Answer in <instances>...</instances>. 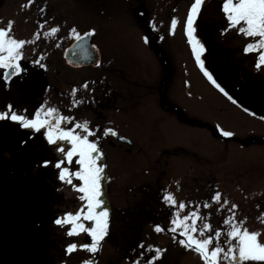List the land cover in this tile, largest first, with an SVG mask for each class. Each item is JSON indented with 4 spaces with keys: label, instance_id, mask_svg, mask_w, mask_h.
Wrapping results in <instances>:
<instances>
[{
    "label": "rangeland",
    "instance_id": "1",
    "mask_svg": "<svg viewBox=\"0 0 264 264\" xmlns=\"http://www.w3.org/2000/svg\"><path fill=\"white\" fill-rule=\"evenodd\" d=\"M191 3L192 0H47L48 11L55 19L41 31L54 26L60 30L55 38L41 36L35 43L26 44L23 60L36 57L38 44L39 48L46 46L52 58L61 55L74 40L69 30L75 27L80 34L95 30L92 38L100 65L73 72L66 71L62 62L50 60L52 63L43 68L46 71L49 67L53 73L46 81L50 88L46 97H34L41 88L37 82L35 87L29 83L18 89L34 91L27 97L15 99V95L7 97L0 91V110L11 103L17 111L27 109L31 115L46 102L72 118L64 127L83 120H88L93 129L99 125V146L106 165L103 198L110 208V226L119 224L115 229L120 243V234L126 228L125 233L137 238L138 244L162 249L159 264H203L197 253L183 248L167 231L171 212L179 211L180 201L193 202L182 215L201 204V214L208 216L213 233L217 228L224 230L223 219L234 203L238 206L236 220L247 217L244 226L259 230V239L264 242V224L257 219L264 212V120L250 115L252 112H246L237 102L232 103L229 95L213 89L200 74L184 34ZM216 5L208 1L197 20L195 35L202 43L205 21L211 17L215 20ZM17 6H0V28L13 21L15 38L31 40L38 27L29 26L21 14L22 7L7 16L9 9ZM173 16L179 24L171 35ZM227 35L230 39L225 42L236 50L231 48L234 57L235 34ZM145 36L148 43L144 42ZM202 60L208 65L206 51ZM85 81L87 89L82 87ZM73 88L78 89L75 99L83 101L75 107ZM253 112L258 114L257 110ZM107 127L132 145L119 143L117 137H104L102 130ZM219 129L231 131L233 136L223 137ZM43 131L34 133L11 121H0V264L29 262L34 251L47 257L44 251L52 249L54 255V248L64 250L73 241L90 242L85 233L68 237L67 226L61 229L53 223L54 214L75 212L83 202L78 192L57 179L54 167L39 166L45 158L53 163L61 158L47 144ZM66 166L72 171L78 168L75 164ZM73 183L78 181L73 179ZM165 190L177 201L174 208L163 203ZM216 191L221 193V203L224 199L229 202L219 212V205L211 201ZM63 200L74 201L73 207H59V211L52 207L58 205L54 201ZM206 200L208 209L202 207ZM31 212L30 222L40 227L45 224L32 234L26 232L33 227L32 222H25ZM154 225L165 230L157 233ZM113 243L108 233L97 264H111Z\"/></svg>",
    "mask_w": 264,
    "mask_h": 264
},
{
    "label": "snow or ice",
    "instance_id": "2",
    "mask_svg": "<svg viewBox=\"0 0 264 264\" xmlns=\"http://www.w3.org/2000/svg\"><path fill=\"white\" fill-rule=\"evenodd\" d=\"M205 2L206 0H192L184 20V34L197 65L201 67L204 75L221 92H224V89L220 88V85L204 68L202 54L206 49L195 35L196 23ZM32 3L33 0H27L24 7H28ZM220 10L227 21V27L223 29L221 34L230 29H235L237 34L251 38L250 42L243 47V52L245 54L255 52L257 54L255 67L257 69L264 68V0H222ZM40 12L43 13L44 9L41 8ZM13 23V21H9L5 28H0V69L3 70L0 80H3L6 86L14 77H19L26 71L21 64L24 46L35 43L41 36L44 39L55 38L60 30L59 26H54L46 31H41L44 29V22H38V28L33 34V39H17L12 33ZM178 24V19L175 16L171 17L169 34H175ZM151 27L155 30L154 22L151 23ZM94 34V29L83 33V35L75 27L69 30V36L78 42L76 48L82 53L81 59H88L89 53L85 38ZM143 39L145 43L149 42L147 36ZM57 46L59 45L57 44ZM91 47L95 49L96 45H91ZM74 54L76 53L74 52ZM43 59L44 57L41 55L32 63L40 68H45L46 65L41 63ZM100 63V60H96L97 66ZM82 87L87 89L88 82L85 81ZM77 91L76 88L72 89L73 107L83 102L75 99ZM224 94L228 95L226 92ZM228 99L232 103H236L231 96H228ZM244 110L248 111L247 108ZM249 114L255 115V113ZM71 119V117L60 114L57 108L47 106L46 102L41 103L31 115L27 114V109L17 111L11 103L0 110V121H11L19 128L29 129L34 133H40L43 129V137L47 144L52 145L54 150L61 154V158L55 159L54 163L52 159L45 158L39 166L43 168L54 167L58 173L57 179L70 185L74 191L78 192L80 194L78 199L83 203L75 212L67 211L57 216L53 223L61 229H65L67 226L65 235L68 237H78L81 233H85L90 238V242L77 243L73 241L68 243L64 249L66 256L77 251H84L94 256L101 250L102 242L108 235L110 227V208L106 206V201L103 199L102 182L106 179V165L103 163L104 153L99 146L101 136L97 134L100 127L97 125L93 129L88 120L76 122L71 127H64V124ZM260 119L264 120V116ZM219 131L223 137L233 136L231 131L223 129H219ZM102 135L104 137H117L120 140L125 139L110 127L104 128ZM90 137L95 139H90ZM65 145L69 146L65 147ZM72 164L78 166L75 171L66 166ZM73 179L78 183H73ZM177 187H179L178 182ZM162 201L170 208L177 205L173 194L166 190L162 196ZM211 201L219 205L218 212L229 204L227 199L221 203L219 191L211 196ZM192 205L193 202L191 201L187 204L180 201L179 211L173 210L171 212L167 231L173 234L175 242L186 250L197 253L203 264H264V242L259 239L261 232L249 230L244 226L247 217L243 220H236L235 210L238 208L236 204H231L228 215L223 219L224 230L217 228L214 233L208 216L201 214V204L197 203L192 210H188L186 214H181ZM202 207L208 209L210 207L209 202L204 201ZM257 219L264 224V212H261ZM85 221L89 223L86 224ZM154 230L159 233L165 229L160 225H154ZM177 236L180 238L177 239ZM222 238L223 242H221ZM137 247L142 251L139 252L132 264H156L163 251L160 248H154L152 245L145 246L143 242L139 243ZM91 256L81 260L80 264H96Z\"/></svg>",
    "mask_w": 264,
    "mask_h": 264
},
{
    "label": "flooded vegetation",
    "instance_id": "3",
    "mask_svg": "<svg viewBox=\"0 0 264 264\" xmlns=\"http://www.w3.org/2000/svg\"><path fill=\"white\" fill-rule=\"evenodd\" d=\"M208 1L212 2V0H206L203 8ZM213 1L217 4L215 9V11H217L216 18L214 21L212 17L211 19L205 21L206 24L204 26V31L202 32L204 35L203 44L204 46H206L205 51L207 54L208 64L206 65L203 62L204 68L212 75L216 83L220 85V88L224 89V93L226 92L229 96H232L238 103V105L247 108L248 111H251L252 113H254L253 110H257L258 114L255 113V115L262 117L264 116V68L257 69L255 67V60L257 55L255 52H250L248 54H245L243 52V47L248 42H250L251 38H246L243 35L237 34L235 29H230L228 32L221 34L223 29L227 27V21L224 18L222 11L220 10L222 6V0ZM12 3H17L18 6L16 8L9 9L7 16L11 15V13L17 12L18 7L21 6L23 10L21 14L27 19L31 28H37L38 22H44V26H46L49 20L53 21L55 19L53 17V14L50 15V12L48 11L47 0H33V3L28 7H24V5H26L27 3V0H0V6H2L3 4H7L8 7H11ZM41 8L44 9L43 13L40 12ZM203 8L202 11L204 12ZM13 31L14 30H12V33ZM228 33L235 34V42L237 43V55L235 54L234 57L233 55L235 52L232 50L234 48L227 46L225 42L226 38L230 39V36L227 35ZM152 38H154L153 35L150 39ZM69 45L66 46L61 55L55 57V55L53 54L54 57L52 58L46 46L43 45L41 48H39L40 45L38 44L36 46V51H39V53L36 55V57L33 58V56H30L21 61V64L23 68L26 69V71L22 73L21 76L14 77L7 86L5 85L3 80H0V91L2 90L3 94L7 97H12L13 95H15L13 97L17 99L24 95L27 97L28 94L34 93V91L31 90H29L28 92L26 90L22 92V90L20 89L18 91L21 86L30 83V85L34 84L35 87L37 83H41V88L40 90H36V95H34V97L37 98V95H40V97H46L48 95V92L50 91V88H48V82L46 81H48V76L52 75L53 73L50 72L49 67L45 71L43 68H40L32 63L33 60L39 58L41 55H43L44 57L41 63L44 61V64L49 66L52 63L50 60L58 61L60 63L62 62L66 71H84V69L96 65V60H99L96 49H93L94 60H92L87 65L78 67L70 65L66 58V52ZM91 45H94L93 38L91 40ZM46 54L48 56H46ZM198 69L200 74L202 75L203 73V76H205L200 66ZM2 73L3 70L0 69V75H2ZM167 74L169 75V72ZM209 84L213 89L216 88L217 90H220L210 80ZM103 199H105V196ZM54 202H58V205L53 204ZM54 202L52 203V207H55V210L59 211V207H62L60 209H63L64 207L71 209V207H73L74 201L72 202L71 200H63ZM31 208L32 207L30 206L29 209ZM31 215H33V212L28 215V220ZM56 217V214H54L52 220H54ZM28 220L26 219L25 222L29 224L32 222L33 227L26 232H29L31 234L33 233L32 231H36L45 226V224H43L40 227L38 225H35L36 223L33 220L31 222L30 220ZM124 224L126 225L127 223L124 222ZM118 225L119 224L115 226ZM115 226H110L108 232L109 236H111L114 240V243L111 245V250L113 251L111 264H132L133 260L138 256L139 252L142 251V249L137 247L138 239L134 237L130 238L128 236L130 235V233H128L127 235V233H125V228V230H123V232H121L120 234L121 236H123L121 238L123 240L121 243L118 242V238L116 236L117 229H115ZM120 231H122L121 228ZM50 250L52 249H49L50 254L48 253V251H44V253L48 255L47 257H42L40 254H38L39 251H34L33 253H31L29 259L25 258L26 260L28 259L27 261L29 262H22L21 264H80L81 260L89 258L91 256V254L84 251H77L70 256H66L64 250H60V248H54V252L56 254L53 255V252ZM100 253L101 250L94 256H91V258L96 261ZM97 263L98 261H96V264ZM156 264H159V261L158 263L156 262Z\"/></svg>",
    "mask_w": 264,
    "mask_h": 264
},
{
    "label": "water",
    "instance_id": "4",
    "mask_svg": "<svg viewBox=\"0 0 264 264\" xmlns=\"http://www.w3.org/2000/svg\"><path fill=\"white\" fill-rule=\"evenodd\" d=\"M87 41V48H88V59H81L82 53L80 52L79 49L76 48V44L78 43L77 41L73 43L71 46H69L68 51L66 52V58L68 60V63L74 67L78 66H85L88 63H90L93 59V49L91 48V36L85 38ZM74 52L76 54H74ZM113 137V136H112ZM119 142L124 144H129L131 145L132 143L129 142L127 139L120 140Z\"/></svg>",
    "mask_w": 264,
    "mask_h": 264
}]
</instances>
